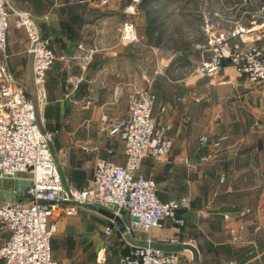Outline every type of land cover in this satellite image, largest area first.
<instances>
[{"label": "crops", "instance_id": "1", "mask_svg": "<svg viewBox=\"0 0 264 264\" xmlns=\"http://www.w3.org/2000/svg\"><path fill=\"white\" fill-rule=\"evenodd\" d=\"M9 1L16 10L30 12L41 33L52 41L57 60L48 73L46 99L38 103L27 36L15 25V16H10V68L36 104L42 130L64 141L60 151L78 169L93 172L101 159L124 164L120 137L99 130L101 114L126 119L136 89L146 87L155 94L154 114L158 124L171 125L173 149L166 161L145 158L140 173L155 180L161 201L186 199V203L177 212L183 227L168 220L163 229L148 232L143 242L151 238L155 246L171 249L165 240L178 236L182 242L194 243L199 252L193 261L184 251L186 247H179L182 264L240 262L235 257L244 260L240 262L243 264H264V83L251 84L230 65L213 77L196 76L186 64L194 58L199 66L203 59L212 57L206 32L205 43L190 42L189 47H182L169 43L164 29L163 40L155 44L147 37L145 11L133 0H110L108 5L96 0ZM253 2L221 1V11H232L237 18L236 26H231L233 31L239 29L235 39L257 36L243 40L247 43H256L261 38L258 34L264 32V22L257 25L258 16L251 17L248 25L239 19L242 9L247 14L254 12ZM125 23L134 25L137 41L123 40ZM187 35L179 32L175 38L185 37L186 41ZM204 134L211 139L224 135L221 150L203 146L200 138ZM87 145L90 150L84 149ZM206 155L212 157L201 164V157ZM181 158H188L191 166L180 163ZM89 160L91 165L87 164ZM92 179L87 178V185ZM27 182L26 186L2 187L0 197L11 199L15 190L22 197L30 185V180ZM79 208L71 215L59 213L55 219L59 224L75 216ZM247 208L252 214L246 218L240 239L235 240L230 230L238 228L237 215ZM95 209L102 215L100 207ZM102 216L106 225L109 219ZM126 218L124 215L123 221ZM115 232L127 234L120 232L117 224ZM112 251L53 248L52 244L53 257L59 264H107Z\"/></svg>", "mask_w": 264, "mask_h": 264}, {"label": "built area", "instance_id": "2", "mask_svg": "<svg viewBox=\"0 0 264 264\" xmlns=\"http://www.w3.org/2000/svg\"><path fill=\"white\" fill-rule=\"evenodd\" d=\"M96 1L100 5L110 2ZM133 2L139 4L141 0ZM12 14L16 18L15 25L23 28L27 36L38 103L46 99L48 73L57 60L51 39L41 33L33 15L16 10L9 0H0V179L25 176L30 180L22 197L16 190L11 199L0 197V237L6 235L0 245V264H59L52 252V237L57 228L55 217L59 213L74 214L77 207H100L115 213L122 221L127 215L123 221L126 233L163 229L168 220L183 227L184 221L177 217V212L186 199L161 201L155 180L140 173L145 158L166 161L173 149L172 127L169 123L158 124L154 114L156 96L149 88H138L131 95L126 119L115 120L107 113L100 117V132L117 134L122 140L125 163L101 159L89 185L81 189L64 187L51 151L55 135L42 130L36 104L9 65L7 43ZM215 14L219 15L218 11ZM262 14L264 4L252 18ZM213 27V24L205 27L212 57L201 61L195 75L213 77L220 74L225 65H230L251 84L264 83V38L256 43L243 41L241 44L234 39L239 33L237 29L227 35L216 33ZM122 38L129 42L138 40L132 23L123 25ZM200 140L203 146L217 152L226 137L217 135L211 139L209 134H204ZM84 149L90 150V146ZM211 157L202 156L200 163L208 162ZM179 162L191 166L188 158H181ZM250 214L252 210L247 208L237 215L239 226L230 230L235 240L240 239L239 233L245 229V220ZM115 228L116 222L108 220L104 234L113 235ZM165 243L171 249L157 247L149 238L143 246L132 247L129 253L123 254L119 264H182L180 246L186 247L184 251L192 261L199 252L194 243L182 242L178 236Z\"/></svg>", "mask_w": 264, "mask_h": 264}, {"label": "rangeland", "instance_id": "3", "mask_svg": "<svg viewBox=\"0 0 264 264\" xmlns=\"http://www.w3.org/2000/svg\"><path fill=\"white\" fill-rule=\"evenodd\" d=\"M221 5V0H161L153 9L158 12L162 21L165 23V37L169 43L182 44V47H189L190 42H206L205 27L207 24H213V30L216 33H225V30L233 32L231 26H236L235 24H237V22H235V20L237 18H234L235 14H233L232 11H221ZM186 10H188V13ZM215 11H218L219 15L215 14ZM240 14L241 18L239 19H241L243 23L251 22V19L247 17L249 15L246 11L244 12L242 9ZM257 19L262 20L260 23L257 22V25H261V23L264 22V14L258 16ZM236 29L239 31L238 28H235V30ZM244 29L247 30L248 28L244 27ZM261 30L264 31V26ZM179 32L188 34L186 41L185 37H182L181 40L175 38V34ZM251 33L252 32L249 34ZM242 34L246 35L243 30ZM260 35V39H263L264 32H260L258 36ZM249 37L256 38L257 36L252 34V36L242 37L243 39H240V37L234 39L242 44L243 40H250L251 38ZM192 60L193 61H188L186 65L191 71H194L198 65L194 58ZM63 143L64 141H60L59 138L54 137L51 142V151L59 166L64 187L82 188L87 186V183H89L87 178L91 179L94 177L95 171L93 170L92 172L89 168L80 170L72 165L71 158L60 151ZM87 164L91 165L90 160ZM18 178L0 179V192L2 187H11L14 184L26 186L28 183L27 178L25 176H19ZM24 179L26 180L21 181ZM57 221V228L52 237L53 248H112L113 251L107 264H118L120 257L126 254L129 248L143 246V240L148 234V232L140 231H132L125 235L116 232L111 236L103 234V227L106 219L96 211L95 206L81 207L76 211L75 216L64 218L59 224ZM2 238L3 236L0 237V245L3 242ZM92 254L97 255V250H93ZM234 259L245 262L244 260H240V257H235ZM240 262H238V264H243Z\"/></svg>", "mask_w": 264, "mask_h": 264}, {"label": "trees", "instance_id": "4", "mask_svg": "<svg viewBox=\"0 0 264 264\" xmlns=\"http://www.w3.org/2000/svg\"><path fill=\"white\" fill-rule=\"evenodd\" d=\"M222 1V0H221ZM243 1V0H239ZM249 4L250 0H247ZM161 0H141V2L138 4L139 8L141 10L145 11L146 18H147V37L149 41H152L155 44H159L164 37V25L165 23L162 21L161 17L159 16L158 12L154 10V6L159 4ZM224 2V1H223ZM264 4V0H254V12L248 11L249 16H247L249 19H251L252 14L258 10L262 5ZM250 9V8H249ZM245 11V9H243ZM262 20H258V22H261ZM248 25V23H245Z\"/></svg>", "mask_w": 264, "mask_h": 264}, {"label": "water", "instance_id": "5", "mask_svg": "<svg viewBox=\"0 0 264 264\" xmlns=\"http://www.w3.org/2000/svg\"><path fill=\"white\" fill-rule=\"evenodd\" d=\"M99 212L105 217H107L109 220L115 221L120 232L122 233L126 232L125 224L123 223L122 219L119 216H117L115 213H112L108 210L101 208L99 209ZM124 214H127V212H124Z\"/></svg>", "mask_w": 264, "mask_h": 264}]
</instances>
